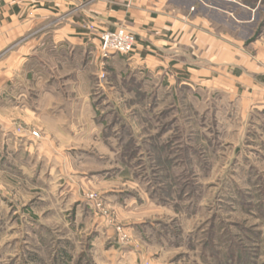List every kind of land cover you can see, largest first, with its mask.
<instances>
[{
	"label": "rangeland",
	"instance_id": "obj_1",
	"mask_svg": "<svg viewBox=\"0 0 264 264\" xmlns=\"http://www.w3.org/2000/svg\"><path fill=\"white\" fill-rule=\"evenodd\" d=\"M235 1L219 29L264 54V0ZM94 73L92 143L0 167V264H264V113Z\"/></svg>",
	"mask_w": 264,
	"mask_h": 264
},
{
	"label": "crops",
	"instance_id": "obj_2",
	"mask_svg": "<svg viewBox=\"0 0 264 264\" xmlns=\"http://www.w3.org/2000/svg\"><path fill=\"white\" fill-rule=\"evenodd\" d=\"M221 4L249 10L235 0H0V167L92 143L97 68L148 77L153 101L195 87L203 103L264 113V54L222 34ZM119 26L135 37L132 53L101 59L98 34Z\"/></svg>",
	"mask_w": 264,
	"mask_h": 264
},
{
	"label": "built area",
	"instance_id": "obj_3",
	"mask_svg": "<svg viewBox=\"0 0 264 264\" xmlns=\"http://www.w3.org/2000/svg\"><path fill=\"white\" fill-rule=\"evenodd\" d=\"M98 51L101 59L105 60L112 54L126 56L132 53L135 46V37L125 27L119 26L114 30L102 31L98 34ZM103 75L100 77L102 78ZM22 132L20 128L16 129ZM33 136H36L34 134Z\"/></svg>",
	"mask_w": 264,
	"mask_h": 264
}]
</instances>
